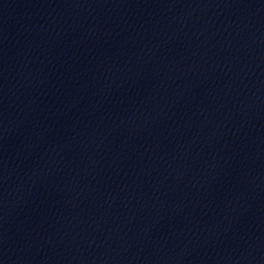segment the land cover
Returning <instances> with one entry per match:
<instances>
[{"label":"water","instance_id":"95a60500","mask_svg":"<svg viewBox=\"0 0 264 264\" xmlns=\"http://www.w3.org/2000/svg\"><path fill=\"white\" fill-rule=\"evenodd\" d=\"M0 264H264V0H0Z\"/></svg>","mask_w":264,"mask_h":264}]
</instances>
